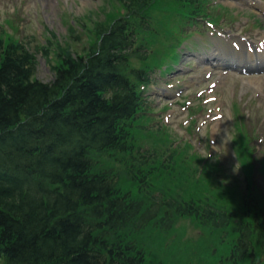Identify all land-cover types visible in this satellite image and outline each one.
Returning <instances> with one entry per match:
<instances>
[{
    "label": "trees",
    "instance_id": "16d2710c",
    "mask_svg": "<svg viewBox=\"0 0 264 264\" xmlns=\"http://www.w3.org/2000/svg\"><path fill=\"white\" fill-rule=\"evenodd\" d=\"M121 1L138 21L152 0ZM128 23L98 24L95 38L78 52L55 43L49 83L35 78L36 58L26 44L4 43L0 34V256L5 264H143L130 230L138 236L152 221L168 229L176 216H192L237 238L231 264H264V192L254 180L238 213L219 205L222 194L175 195L172 190L183 187L179 165L169 158L151 168L139 158L156 156L137 148V159L126 156L120 168L97 159L109 150L127 151L113 129L129 100L124 62L116 58ZM43 52L48 58V49ZM63 102L66 110L58 114L56 104ZM52 104L50 119L39 115ZM155 170L160 186L150 181ZM159 190L172 199L158 200ZM156 211L165 217L156 220Z\"/></svg>",
    "mask_w": 264,
    "mask_h": 264
},
{
    "label": "rangeland",
    "instance_id": "374dc122",
    "mask_svg": "<svg viewBox=\"0 0 264 264\" xmlns=\"http://www.w3.org/2000/svg\"><path fill=\"white\" fill-rule=\"evenodd\" d=\"M114 1L117 2L116 0H0V34L4 43H8L10 39L23 43L30 41L29 51H35V48L47 46V39L51 37L54 44H67L78 52V50L83 49L87 43H91L92 39L95 38V30L90 31L93 29V26H90V24L93 25L96 22L98 24H110L108 23L106 14L111 9L110 3ZM216 1L231 9L233 16H236V18L233 17L230 21H228L229 19L227 20L230 25L226 24L227 21L221 20V23L217 26L221 28L223 33L216 34L214 32L213 36L211 33L212 29L206 23H203L198 31L199 33L194 34L184 43V45L191 44L193 46L195 49L193 51L194 55L198 56L202 54L204 47L208 48L209 53L212 48L210 43L212 44L211 41L214 37V40H218L222 46L233 50L237 48L238 51H242L243 53L247 48H255V43H264V39H262L264 37V11L261 12L260 9L252 7V5L264 4V0ZM171 26H173V23ZM71 28L74 29L72 30L75 32L74 35L71 34L72 31L70 32ZM188 30H193V28H189ZM228 31L229 35L226 34ZM77 37L79 41L76 40ZM54 44L48 46V58H45L41 52L35 53V78L43 83H49L53 78V72L50 68L53 63H49V61L56 62L53 59L55 56ZM222 49L227 52L226 49ZM187 57L193 59L189 61L191 63L190 66L197 65L195 56ZM188 58L180 62L178 68H184V62H188ZM199 61L202 62L203 57ZM203 74L204 72L200 67L197 68L196 72L190 73L192 80L188 84L192 85L194 81L196 83L188 93L189 98L192 99L193 104H199L198 99L195 100L197 98V91L203 92L206 96L217 98L216 101L220 103L221 112L224 114L220 124L215 125L216 121L209 123L203 118V115L202 117L199 116L200 120L196 122L193 130L190 128L192 130L191 133L186 130V127L184 131L182 123L186 120L188 112L184 109L182 111L177 106H173L174 111L167 123L172 130H175L173 137H184V140L190 142L192 150H197L201 156L208 153L209 150L220 156L225 163L223 166L226 167L227 173L234 174L233 180L226 177V184L231 186L230 184L234 183L235 186L234 192L228 198V201L231 202L232 206H238L241 198L240 190L244 188L243 179H246V175H248L247 178L250 175L252 177L254 167L250 162V158L247 159L245 157L248 155L246 152L239 159L233 153L237 144L241 142L237 140L235 143L234 137H231L235 127L232 126V120L228 119L227 121V116L229 112H232L230 101H232L233 106L237 110L239 109L241 112L248 114L249 119L245 122L252 131V134L248 133L249 138L242 140L248 143L247 147L250 144L255 148L258 146L261 152L260 157L263 156L258 160V167L261 175H264V75H251L248 77L234 74L224 75L225 79L217 82L216 88L210 93L207 88L212 80L205 83L198 81V77L201 78ZM168 75L172 76L173 73ZM163 78L165 79V76ZM157 93H159L158 88H154L152 94L156 99L158 98L156 96ZM217 102L209 104L208 107L214 108ZM211 108L208 111L202 110V114L212 113L216 115L218 108ZM160 119L162 120L163 117L160 116ZM208 120L210 119L208 118ZM229 138L230 140H228ZM231 140L234 142H231ZM263 177L261 176V178ZM228 194L229 191L226 190V195ZM186 226V234L190 236L191 233H194L195 235L194 239H192L193 244L186 239L181 246L175 245L176 251L173 254H166L160 247L149 244V252L158 257L161 264L187 263L191 262L193 258L200 264H217L219 257H225L229 254L232 246L231 242L234 238L233 235H229L225 242L221 244L220 240H217L218 234H211V237L208 235L209 240L198 238L197 234L199 230L191 223L188 225L179 223L168 231L172 229L184 230ZM203 230L204 232L207 231V229L200 228V231ZM142 240H138L140 245H142ZM210 243L217 246L216 255L210 251ZM193 245L196 247L194 248L195 255L193 254ZM0 264H5V262L1 261Z\"/></svg>",
    "mask_w": 264,
    "mask_h": 264
}]
</instances>
